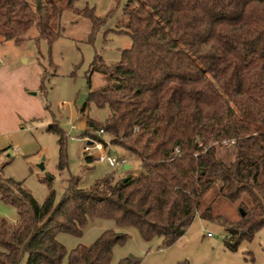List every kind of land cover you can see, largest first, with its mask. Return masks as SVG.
<instances>
[{
  "label": "trees",
  "instance_id": "obj_1",
  "mask_svg": "<svg viewBox=\"0 0 264 264\" xmlns=\"http://www.w3.org/2000/svg\"><path fill=\"white\" fill-rule=\"evenodd\" d=\"M77 12L92 21L93 35L99 17L89 7ZM122 12L126 21L118 27L131 45L112 65L99 56L90 64L89 87L93 72L109 82L89 90L80 112L94 103L109 114L101 123L86 116L83 135L102 129L143 172H112L89 188L72 176L58 201L51 190L42 203L0 175V199L18 216L14 231L0 218V264H18L24 255L25 264H61L66 254L67 264H109L126 233L105 229L69 252L57 239L60 232L80 237L98 218L169 247L199 215L224 228L230 251L264 226V0H126ZM57 15L56 0H35V7L28 0H0V38L20 43L35 25L36 39L51 44L60 36L51 26ZM49 129L57 132L63 169L65 134ZM223 146L233 147L228 162ZM216 183L244 212L235 226L211 206L201 209L202 196ZM117 264H140V258L130 254Z\"/></svg>",
  "mask_w": 264,
  "mask_h": 264
},
{
  "label": "rangeland",
  "instance_id": "obj_2",
  "mask_svg": "<svg viewBox=\"0 0 264 264\" xmlns=\"http://www.w3.org/2000/svg\"><path fill=\"white\" fill-rule=\"evenodd\" d=\"M28 1L35 7V0ZM68 1L56 0L59 15L51 26L60 29V36L51 44L44 38L36 39L35 25L20 43L0 38V175L20 182L38 203L51 190L58 201L72 176L78 178L79 187L89 188L112 172L117 177L143 172L140 161L120 147L114 146L113 153L126 159L128 169L106 161L87 162L82 151L86 116L101 123L109 114L108 108H98L94 103L80 112L89 90L109 82L107 75L93 72L89 87L90 64L99 56L106 65H112L131 45L130 37L118 27L126 21L122 12L126 0H71V5ZM86 7L100 19L93 35L92 21L77 12ZM51 125L66 137L63 169L58 168V136L49 129ZM219 150L225 161L232 159V146ZM208 206L233 226L240 219L237 203L228 201L217 183L201 198V209ZM0 218L6 220L9 229L18 221L16 208L1 199ZM109 228L128 235L123 244L114 246L109 264H117L130 254L139 257L140 264H177L183 260L189 264H264V226L250 240H241L236 251H230L224 245V228L199 215L186 234L169 247H163L159 238L146 242L135 228L118 227L102 218L90 221L80 237L60 232L57 239L69 252L78 244H91ZM208 231L213 234L211 238L206 235ZM67 261L66 254L61 264ZM25 262L26 255L18 264Z\"/></svg>",
  "mask_w": 264,
  "mask_h": 264
},
{
  "label": "built area",
  "instance_id": "obj_3",
  "mask_svg": "<svg viewBox=\"0 0 264 264\" xmlns=\"http://www.w3.org/2000/svg\"><path fill=\"white\" fill-rule=\"evenodd\" d=\"M113 147L110 138L104 134L102 129L96 131L94 135L88 134L83 137L82 151L91 156L93 161H106L111 166H124L126 159L115 155ZM206 235L210 237L212 233L208 231Z\"/></svg>",
  "mask_w": 264,
  "mask_h": 264
},
{
  "label": "water",
  "instance_id": "obj_4",
  "mask_svg": "<svg viewBox=\"0 0 264 264\" xmlns=\"http://www.w3.org/2000/svg\"><path fill=\"white\" fill-rule=\"evenodd\" d=\"M39 166L42 168V167H43L42 163H40ZM128 168H130V165L125 164V165H124V169H128ZM124 179H125V178H124ZM239 212L241 213V215L244 214V212L242 211V209H239Z\"/></svg>",
  "mask_w": 264,
  "mask_h": 264
},
{
  "label": "crops",
  "instance_id": "obj_5",
  "mask_svg": "<svg viewBox=\"0 0 264 264\" xmlns=\"http://www.w3.org/2000/svg\"><path fill=\"white\" fill-rule=\"evenodd\" d=\"M84 122H85V120H84ZM17 224V223H16ZM15 227H16V225L12 228V229H9L10 231H14V229H15ZM185 232H187V231H185ZM186 234V233H185ZM213 236V234L210 236V237H208V238H211Z\"/></svg>",
  "mask_w": 264,
  "mask_h": 264
}]
</instances>
